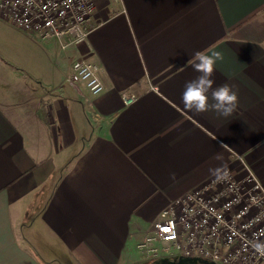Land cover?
<instances>
[{"label": "crops", "instance_id": "obj_1", "mask_svg": "<svg viewBox=\"0 0 264 264\" xmlns=\"http://www.w3.org/2000/svg\"><path fill=\"white\" fill-rule=\"evenodd\" d=\"M92 2L65 49L0 20V264H189L137 245L210 168L239 156L264 185V0ZM196 52L221 53L231 115L185 109ZM69 59L99 67L101 94L64 82Z\"/></svg>", "mask_w": 264, "mask_h": 264}, {"label": "built area", "instance_id": "obj_2", "mask_svg": "<svg viewBox=\"0 0 264 264\" xmlns=\"http://www.w3.org/2000/svg\"><path fill=\"white\" fill-rule=\"evenodd\" d=\"M92 0H0V20L47 41L65 40L62 48L85 40L94 28ZM65 83L83 84L92 96L104 90L99 67L70 60ZM135 97L123 95L125 104ZM226 179L213 176L202 186L169 204L137 245L141 257H160L159 245L170 257L201 259L211 264H264V185L237 156Z\"/></svg>", "mask_w": 264, "mask_h": 264}, {"label": "clouds", "instance_id": "obj_3", "mask_svg": "<svg viewBox=\"0 0 264 264\" xmlns=\"http://www.w3.org/2000/svg\"><path fill=\"white\" fill-rule=\"evenodd\" d=\"M194 59L197 62L193 65V68L199 75L185 84L181 97L185 109L197 113L214 109L222 116L231 115L238 105V92L234 90V86L228 83L213 88L215 81L211 78L216 62L222 59L221 53L213 52L211 55H206L203 52H196L194 53ZM209 92H211V100L214 103H209ZM224 146L221 145V147ZM215 159L222 161L223 157L217 153ZM209 172L217 181L226 179L229 175L226 163L210 168ZM256 249L261 251L264 249V244H257Z\"/></svg>", "mask_w": 264, "mask_h": 264}, {"label": "rangeland", "instance_id": "obj_4", "mask_svg": "<svg viewBox=\"0 0 264 264\" xmlns=\"http://www.w3.org/2000/svg\"><path fill=\"white\" fill-rule=\"evenodd\" d=\"M200 186H202V185H199L198 187H200ZM198 187H196V188H198ZM196 188H194V189H196ZM189 260H194L193 262H190L189 264H211V263L206 262V261L201 260V259H198V260L189 259ZM181 262L183 263L184 261H181Z\"/></svg>", "mask_w": 264, "mask_h": 264}, {"label": "trees", "instance_id": "obj_5", "mask_svg": "<svg viewBox=\"0 0 264 264\" xmlns=\"http://www.w3.org/2000/svg\"><path fill=\"white\" fill-rule=\"evenodd\" d=\"M182 258L179 257V260H181Z\"/></svg>", "mask_w": 264, "mask_h": 264}]
</instances>
